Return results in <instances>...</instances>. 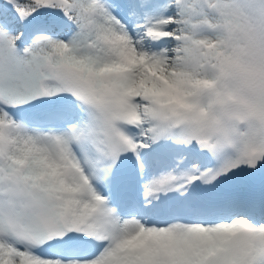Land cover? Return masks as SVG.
Wrapping results in <instances>:
<instances>
[{
    "label": "snow or ice",
    "instance_id": "obj_1",
    "mask_svg": "<svg viewBox=\"0 0 264 264\" xmlns=\"http://www.w3.org/2000/svg\"><path fill=\"white\" fill-rule=\"evenodd\" d=\"M0 264H264V0H0Z\"/></svg>",
    "mask_w": 264,
    "mask_h": 264
}]
</instances>
